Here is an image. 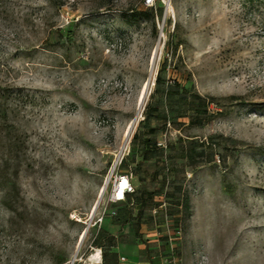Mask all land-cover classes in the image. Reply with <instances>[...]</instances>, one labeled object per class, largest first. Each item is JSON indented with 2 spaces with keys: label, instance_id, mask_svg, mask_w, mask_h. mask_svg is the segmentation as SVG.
Instances as JSON below:
<instances>
[{
  "label": "rangeland",
  "instance_id": "obj_1",
  "mask_svg": "<svg viewBox=\"0 0 264 264\" xmlns=\"http://www.w3.org/2000/svg\"><path fill=\"white\" fill-rule=\"evenodd\" d=\"M142 1L0 0V264H92L110 244L135 264L139 243L147 264H264V0H169L156 19ZM172 81L189 93L165 99ZM148 102L167 119L147 128ZM120 155L136 191L106 204Z\"/></svg>",
  "mask_w": 264,
  "mask_h": 264
},
{
  "label": "trees",
  "instance_id": "obj_2",
  "mask_svg": "<svg viewBox=\"0 0 264 264\" xmlns=\"http://www.w3.org/2000/svg\"><path fill=\"white\" fill-rule=\"evenodd\" d=\"M156 6H157V9L155 8V11L153 10L154 8H145L143 6L144 7L143 8V11L140 12V13L142 15H145V16H150L151 15V17L152 18H155V19L156 18H159V17L162 16V10H163L164 6H163V4L160 1H158L156 3ZM147 10H149L150 12H147ZM166 62H167V57L164 58V60L162 62V65H161V67L159 69V72L156 75V79H155V85H156V88L155 89L156 90L159 88V86L163 82V80L161 78L160 71L162 69H165ZM187 93H189V90H187L185 87L180 86L179 83L176 82V81H172V82L166 83V86L164 88V98L167 99V100H172L175 97H178V99H179V98L183 97ZM193 96L196 97L197 101L194 100L193 103L195 104V106H193L192 111L193 112H196V115L197 116L198 115H201V114L205 115L206 114V112H205V109L206 108L204 107V110H202V108H201V105L204 106V103H202V101H203L202 100V97L200 95H198V94H193ZM146 107L147 108H146V111H145L144 118L141 121L142 126L148 128L149 127L150 119L153 118V117L154 118H157V119L158 118H162L163 120H166L167 119L166 112L160 111V109H159V107H158L157 104H154L153 105V103L148 102ZM199 121H201V123L203 122L201 120V118H199ZM133 138H138V135L137 134H134ZM142 142H143V145H144V147H145L146 150L148 149V147H150L151 150L157 148L156 147V142L154 140H151L150 138H144L142 140ZM122 160H121V162H122ZM120 173H128V174L131 175V182H132V185L134 187V191L127 196L126 201L120 202V203H116V204H124V203H127L131 199L132 195H134V193L136 191V186H135V184L133 182L132 173H130V172H122V171H120ZM186 202H187V200H186ZM116 204H113V205H116ZM186 207H187V205H186ZM113 211L115 212V214H117V209L116 208ZM131 217H132V214H131V216H126V219L124 220V223L129 222V219H131ZM134 233L135 234L137 233V227H136V230H135ZM110 246H115V245L114 244H110Z\"/></svg>",
  "mask_w": 264,
  "mask_h": 264
},
{
  "label": "built area",
  "instance_id": "obj_3",
  "mask_svg": "<svg viewBox=\"0 0 264 264\" xmlns=\"http://www.w3.org/2000/svg\"><path fill=\"white\" fill-rule=\"evenodd\" d=\"M158 1L163 4L164 10H166L167 12L169 0H167L166 2L164 0H143L142 5L145 8H154L155 10L156 3ZM161 29L162 28H160V30ZM122 157L123 156L120 155L117 158L116 163L113 164L112 172L110 173V176L108 178L107 186L109 185V193L107 195L106 204H116L124 202L126 201L127 196L134 191V187L131 182V175L128 173H120L117 171V165L121 162ZM156 212L157 210L154 209L152 213L155 214ZM111 213L114 214L115 212L112 211ZM163 219L164 221L162 225H164L166 228H169L171 222L166 212H164ZM101 220L102 214L96 218L95 223L101 222ZM164 235L169 241L179 238L181 236V226L179 224L174 225L173 230L170 232H166V234ZM99 254V259H101V253L99 252ZM120 259L124 260V257H121Z\"/></svg>",
  "mask_w": 264,
  "mask_h": 264
},
{
  "label": "crops",
  "instance_id": "obj_4",
  "mask_svg": "<svg viewBox=\"0 0 264 264\" xmlns=\"http://www.w3.org/2000/svg\"><path fill=\"white\" fill-rule=\"evenodd\" d=\"M121 234H125V237L128 241L133 242L134 233L131 230V224L130 222L124 223L122 226ZM120 246V245H119ZM117 246H109V250L105 251L103 253L102 247H96V250H99L101 253V259H98V253L96 254V263L95 261L92 262V264H128L127 259L122 254L118 253L117 249L119 247ZM142 249V244H138V250H137V259L135 260V264H147L144 261H140L138 258L139 251ZM124 257V260H121L120 258Z\"/></svg>",
  "mask_w": 264,
  "mask_h": 264
},
{
  "label": "bare ground",
  "instance_id": "obj_5",
  "mask_svg": "<svg viewBox=\"0 0 264 264\" xmlns=\"http://www.w3.org/2000/svg\"><path fill=\"white\" fill-rule=\"evenodd\" d=\"M146 85H147V84H146ZM145 89H147L146 86L144 87V90L142 91V94H141L140 99H139V109H140L141 104H142L143 99H144ZM138 116H139V113H137L135 119L132 120L131 123L129 124V126H128V128H127V131H126V138H128V136L130 135V132H131V130H132V128H133V126H134V124H135V122H136ZM122 147L125 148V147H126V143H123V146H122ZM116 160H117V159H116ZM115 163H116V161L114 162V164H115ZM105 187H106V186H102L98 198H100V197L102 196V194L104 193V191H105ZM95 207H96V205L94 206V209H95ZM85 233H86V232L84 231V232L82 233V235L80 236V239H79V242H78V246H77V248L80 247V245H81V243H82V240H83V238H84V236H85ZM97 253H98V259H99L100 254H99V250H97V252H96V253H92V254L89 256V258H88L87 260H89V261H95L96 258H97V257H96V254H97ZM95 263H96V261H95Z\"/></svg>",
  "mask_w": 264,
  "mask_h": 264
},
{
  "label": "water",
  "instance_id": "obj_6",
  "mask_svg": "<svg viewBox=\"0 0 264 264\" xmlns=\"http://www.w3.org/2000/svg\"><path fill=\"white\" fill-rule=\"evenodd\" d=\"M166 13V10H164V15ZM160 37H161V30H160V33H159V36H158V40H160Z\"/></svg>",
  "mask_w": 264,
  "mask_h": 264
}]
</instances>
